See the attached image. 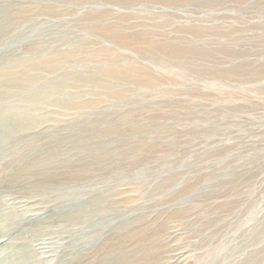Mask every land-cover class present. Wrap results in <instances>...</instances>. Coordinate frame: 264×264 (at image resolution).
I'll list each match as a JSON object with an SVG mask.
<instances>
[{
  "label": "rangeland",
  "instance_id": "1",
  "mask_svg": "<svg viewBox=\"0 0 264 264\" xmlns=\"http://www.w3.org/2000/svg\"><path fill=\"white\" fill-rule=\"evenodd\" d=\"M0 264H264V0H0Z\"/></svg>",
  "mask_w": 264,
  "mask_h": 264
},
{
  "label": "bare ground",
  "instance_id": "2",
  "mask_svg": "<svg viewBox=\"0 0 264 264\" xmlns=\"http://www.w3.org/2000/svg\"><path fill=\"white\" fill-rule=\"evenodd\" d=\"M5 111H6V110H4V112H5ZM2 112H3V111H2ZM2 112H1V113H2ZM4 117H5V116H4Z\"/></svg>",
  "mask_w": 264,
  "mask_h": 264
}]
</instances>
